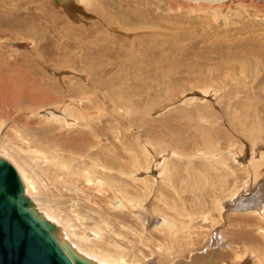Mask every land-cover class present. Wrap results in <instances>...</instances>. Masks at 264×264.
<instances>
[{
  "label": "rangeland",
  "instance_id": "1",
  "mask_svg": "<svg viewBox=\"0 0 264 264\" xmlns=\"http://www.w3.org/2000/svg\"><path fill=\"white\" fill-rule=\"evenodd\" d=\"M76 1V9L66 15L50 0H0V123H6L0 130V143H14L13 148L19 150L25 148L27 139L65 167H79L83 174L92 173L103 181L112 177L114 186L130 192L135 189L144 209L155 211L160 221L172 217L173 238L184 231L191 239L180 238L176 243L162 238L151 226L143 233L127 211L110 207L109 197H117V192V196L114 191L97 193L93 189L97 184L92 182L72 185L85 191L80 190V200L81 192H75L76 206L91 205L105 214L111 233L116 234L114 240L122 248H135L136 254L142 251V257L154 251L151 264H219L221 257L229 259L231 254L210 244L212 234L215 243L222 240L218 232L229 251L252 248L254 257L249 264H257L253 260L258 259V264H264V209L258 215L237 211L228 200L233 191L244 187L253 202H264L263 170L259 171L263 176L251 179L231 157L242 152L247 159L253 141L264 148V20L243 21L239 12L244 7L222 9L217 18L213 10L198 16L195 12L192 16L167 13L166 0H159L161 4L153 0H88L87 7ZM99 19L115 30L110 31ZM170 25L173 27L167 31ZM5 42L14 43L11 51ZM234 46L235 50H229ZM242 47L260 52L261 58L251 55L243 59L248 69L233 57H240ZM148 53L161 58L152 57L157 59L154 63ZM25 68L32 80L18 82L16 73H24ZM33 81L46 92L35 99L37 91L29 89ZM180 92L185 93L182 102L175 99ZM193 94L203 96L200 107L195 105L198 101H188ZM76 101L79 110L68 104ZM65 105L76 112L78 126L71 120L54 122L47 115ZM186 111L190 117L184 115ZM15 126L18 130L10 129ZM12 131L18 132L23 144L14 140ZM160 171L156 182L149 179ZM124 172L126 176L121 177ZM129 172H133L131 176ZM137 176L145 179L138 181ZM44 177H38V183L47 185L50 181ZM50 186L47 195L39 198L49 208L53 203L44 198L61 199ZM85 193L89 199L82 203ZM196 219V227L202 226V230L195 229L192 221ZM183 221L186 229L182 230ZM160 245L168 251L159 257L156 249Z\"/></svg>",
  "mask_w": 264,
  "mask_h": 264
},
{
  "label": "bare ground",
  "instance_id": "2",
  "mask_svg": "<svg viewBox=\"0 0 264 264\" xmlns=\"http://www.w3.org/2000/svg\"><path fill=\"white\" fill-rule=\"evenodd\" d=\"M50 1L53 2L56 6H58V8L61 7L62 9L61 8L60 9L64 13H66V15H71L73 13V9H76V7H77L74 4V1H76V0H60V1H58V0H50ZM153 1L161 4V2H159V0H153ZM166 1H167V3H166L167 13H170V12H183L184 14H188L189 16H192L194 14V12H195L196 16H198L199 13H201L203 11L207 12V14H208L209 11L213 10V14L215 15V17L219 18V15H220L222 9L227 11L231 7L234 10H235V8L238 9V7H240L241 9L244 7V10L239 12V15H240L239 17L243 21L251 24V23H255V22H252L250 20L253 19V18L255 19L256 17H260L261 20H264V0H166ZM78 2L83 4L84 7H87V3L89 1L88 0H78ZM76 5H78V4H76ZM76 14H77V12H76ZM227 16H229V15H227ZM244 18L250 19V20H244ZM99 20L103 23V25L105 27H108L110 29V31H114L115 30L114 27H112L111 24H107L103 19H99ZM212 26H213V24H212ZM169 27H173V26H171V25L170 26H166L165 29H167V31H170L171 29ZM162 33L163 32H161V33L157 32L156 34L157 35H161ZM156 34H155V36H156ZM125 36L131 37V35H129V34H125ZM252 43H253V41H252ZM5 44L10 48V49L7 48V49H9V51H11L13 49V47H14V43L13 42H5ZM250 45L252 46V44H250ZM158 46H159V44H158ZM245 47H242L240 49V51H242L241 54H240V57H238L236 54L233 57H234L235 61H237V62L242 64L244 69H248L247 67H249V64H245L244 65L243 59L244 58L249 59L251 55H254V56L258 57V58H261V56L259 54L260 53L259 50H258L259 53H257V52H255L256 50H253V49L251 50L250 47H248V48H245ZM17 48H19V47H17ZM231 48L235 50L236 46L230 47L229 50H231ZM25 49H27V47H25ZM23 50H20V51L21 52H25ZM152 50H150V51H152ZM237 50H238V48H237ZM156 51H158V49ZM153 52H155V51H153ZM263 52L264 51L262 50V54H263ZM243 53L246 56H244ZM147 55H149V53ZM151 55H152V52H151ZM153 55H154V53H153ZM156 55L159 58V55L158 54H156ZM156 55H154L152 57H155ZM152 57L150 56L151 59H153ZM155 58H157V57H155ZM157 59H156V61H155V59H153L155 61L154 63L157 62ZM169 59H168V61H170ZM227 59H228V57H227ZM139 60L140 59L137 58V62ZM228 60H233V59H231L229 57ZM146 61H148V60H145L144 62H146ZM149 62H151V60ZM171 65H170V67H172ZM149 66H151V65H149ZM163 66H164V63H163ZM163 66L161 65V67H163ZM153 67H154V64H153ZM214 67H216V66H214ZM219 67H221V64L219 65ZM156 68H158V67L156 66L155 69ZM224 68L225 67H223L222 69L224 70ZM168 69L169 68H167V70ZM161 70H163V68ZM23 71H24V73L20 72V70L16 73L17 74L16 75L17 81L18 82L19 81L20 82H28V81H30V79L32 80V78L28 75L29 69L25 68V70H23ZM158 71H156V72H158ZM30 73L32 75L36 76V73H33V72H30ZM157 75H160V74L158 73ZM33 85L34 86H29V89H32L33 91H37L36 92L37 94L35 92H34L35 95H33L34 93L32 94L34 96V99H35V97H38L40 95L43 96L46 93L41 88L42 86L37 84L35 81H33ZM193 91H195V90H193ZM27 93H28V95L29 94L31 95L30 91H27ZM193 93H195V92H193ZM203 93L204 94L210 93V91L209 92L208 91H205V92L203 91L202 94ZM184 94L185 93H181V94L177 95V97L175 99L178 102L184 101L183 100L184 99ZM28 95H26V96L29 97L30 95L29 96ZM46 97L51 102H55L53 97L45 96L44 98H46ZM202 97H200L197 94H193L190 98H187V99H188V101H190L192 103H195V101H198V102H196L197 104H195V105L197 107H200L201 105L199 104V102H204V99L202 100ZM29 103H31V102L29 101ZM79 103L80 102L76 101V102H69L68 104L69 105L71 104L77 110H79L78 109L79 106H80ZM33 105H35V107H37L38 104L33 103ZM37 109H39V108H37ZM55 111H57V113H49V114L47 113V115H49V117L52 118V121H54V122L58 121L59 123L62 124L65 121L71 120L72 122H75V124L77 126L79 125V118H76V115H75L76 112L73 111L72 109H70L67 105H65L64 108L63 107H59ZM185 113L186 114H184V115L190 117V114L188 113V111H186ZM4 122H6V121L4 120ZM10 122H11V125H12L13 121L10 120ZM10 122H8V123H10ZM5 124L4 123L2 124V122L0 123V130L4 128L3 125H5ZM250 127H252V126H250ZM11 128H14V129L18 130L16 128V126L15 127H10V129ZM151 132L154 133V131H151ZM8 133H10V132H8ZM12 135L14 136V140L16 142H20V143L23 144L18 132L12 131ZM11 140L14 141L13 139H11ZM8 142H9V139H8ZM25 142H26L25 148L19 149V150L13 148L14 143H12V142H11L12 144H10V146H5L4 142L0 143V156H2L1 159L6 160V161H8L9 163H11L13 165V167L15 168V170H16V172H17L18 176L20 177V180H21V182L23 184L25 195L31 200V202L34 205V208L41 215H43L47 220H49L52 224H54L56 226L57 235H58L59 239L61 241L66 242L67 244H69L82 257L90 259L91 261L95 262L96 264H146L147 260H148V264H151V262H152L151 260H153V258H155L154 254H153L154 251L150 254L149 257H146L147 254L146 255L144 254L145 256L142 257L141 256V255H143L142 251H141L142 253L139 252V253L136 254L134 252V251H136L135 248H133L134 251L132 250V248L131 249L122 248L121 244H118L119 242L118 243L115 242V240H116L115 238L116 237H114V236L116 234H114V236H113L114 232L111 233V229H109V227H108L111 224H108L107 219L104 216L105 214L103 215L99 210H95V208L93 206H91V205L82 204L80 207L76 206L77 204H75V199L74 198H75V195L77 193L75 194V192L77 190H79V191L81 190L82 192H85V191L82 190L81 186L80 187L79 186L75 187L76 184L74 186H72L74 183H77V181H81V183H84V184L85 183L88 184L90 182H92L93 184L96 183L97 185H95V187L93 189L97 193H105L107 191V193L109 194V191H114L113 193L116 195L115 192H117L118 193L117 194L118 196L116 195L117 197H114L113 195H112L113 197H109V199H111L110 202H109L110 207L112 209L118 210V211H127L126 214H127L128 218H131L132 220H134L137 223V225L139 226V228L142 230L143 233H144V229H146L147 227L151 226L150 227L151 230L157 231L158 233L163 234L161 236L162 238H167L168 237V238H171L172 240H174V242L176 240H179L180 238L181 239H187V240L192 238L190 235H185L184 231H182L183 232L182 236L180 235V237L178 239H174L173 238V236H174L173 235L174 234L173 233V229H174L175 225H174V220L172 219V217L161 218V221H160V217L154 216V215H156L155 211L152 210V212H150L151 210L149 211V210L144 209L142 201L140 200L139 196H137V194H135L136 193L135 189L133 190V192H130V191H127V189H125L124 187L114 186L112 177H109L108 180L103 181L100 178L94 177L92 173L83 174L79 167H65L60 160L57 159V160L53 161L52 158L49 155H47V153H45L42 149H40L36 145H33L27 139H25ZM40 142H42V141H40ZM143 143L146 144L147 141H143ZM252 143H253V145H252V148H251V150L249 152V156H248L247 159H244L245 157L242 156V152H237L236 155H234V154L231 155L232 160L236 162V163L233 162V164H235L237 166H240V167H244L245 168L244 171L249 173L251 179H252V176H255L254 178H258L259 176H263L259 172L260 169H262L263 173H264V166H263L264 165V159H263L264 156L262 155V154H264V151H262L263 147L261 148L260 147L261 145H256L255 141H253ZM60 151L61 150H59V152ZM14 156L18 157L19 159H23L22 164L18 163L14 159ZM60 158H61V160L65 161V159L63 157H60ZM25 163L28 164V165H26ZM43 163L45 165H43ZM220 165H221V163H219L218 166H220ZM252 165H254V166L259 165V168H253V167H251ZM50 167H51V169L48 170ZM61 172L65 173V174H61ZM132 173L133 172H129L128 174L131 176ZM162 173L163 172L160 171V172L157 173V175L154 174L153 177H149V179H151L152 181L156 182V180H158L161 177ZM41 175L43 177L45 176L44 177L45 181L46 180L50 181L49 183H47V185H45V183L44 184L43 183H38V177H40ZM124 176H126L125 172H124V174L121 177H124ZM254 178H253V180H254ZM136 179L138 181H143L145 178L144 179L143 178L140 179L139 176H137ZM43 181L44 180H42V182ZM42 184H43V186H42ZM197 184H199V183H197ZM49 185H51L52 187L53 186L55 187V190H54L55 193L58 190V193H56V195L58 194V197L61 196V199H59V200L55 196L57 199L56 200L53 199V201L49 200L51 196L50 197H46V198H44L45 196L43 197L46 202L53 203V204H51L52 207H50V208L48 207V205H45V203L40 200L41 199L40 196L47 195L46 194V192H47L46 187L49 186ZM248 185H249V182H248ZM257 185H259V184H257ZM257 185H256V187H257ZM86 188H89V187L86 186ZM243 190H244V187L243 188L242 187L241 188L238 187L235 191H233L228 196V200H232L233 201V202L231 201L233 205L230 206V208H232L234 206V208H233L234 210H237V211L243 210L245 212H250V214H254L255 213V214L258 215L260 213V211L262 210V208L264 209V202H262L263 206H262V204L260 205L257 201L253 202L255 200H253L252 196L249 195V197H247V195H246L248 190L247 191L245 190V192H243ZM79 191H78V193H79ZM87 191L88 190L86 189V192ZM93 191H89V192H93ZM82 192L78 194L79 195V198H78L79 200H80V194H82ZM52 193H53V191H52ZM249 193H252V191H250ZM85 194H87V193H85ZM88 195L89 194H87V196H83L82 195L83 198L81 199V201L84 200V199H87ZM102 195H104V194H102ZM245 195H246V197H245ZM260 195H262V194H260ZM104 198H106V197H104ZM258 198H260V197H258ZM248 199H250V201ZM100 201H101V199H100ZM237 201H239V202H237ZM76 202H77V200H76ZM82 203H83V201H82ZM224 208L227 211L229 210V208H226V207H224ZM221 215H222V211H221ZM153 218H155V219H153ZM202 218H203L202 220L206 219L205 217H202ZM108 220L110 221V219H108ZM157 220H159V222H157ZM186 221H183L181 223L182 230L186 229ZM192 222H193V224L195 223L194 227H196L199 224V220L198 219H196V220H194ZM109 223H112V222L110 221ZM196 223H197V225H196ZM204 223H206V222H204ZM181 226H180V228H181ZM187 229H189V228H187ZM195 229L199 231V230H202L203 227L202 226L201 227H196ZM178 231H180V230H178ZM104 232H106L107 234H104ZM142 232H140V233L143 234ZM116 233H117V231H116ZM215 233H216V231H215ZM191 234H193V233H191ZM219 235H220L222 240L217 242V243H215L213 241V234H212L211 241H210L211 243L210 244L212 245V247L214 246V244H216L217 247H215V248L221 247V249L222 248L223 249H227L226 252L231 254L230 255L231 257L229 259L226 258L225 256L221 257V259L219 260V264H249V261L250 262L252 261V258L254 257L253 250H251L252 248L248 249L247 247L242 246L239 249L240 252H238L237 247H235V251L231 252V251L228 250L229 246L223 245V238H222V235H221L220 232L217 233V236H219ZM118 236H119V234H118ZM146 240H148V239L146 238ZM137 242H139V241H137ZM178 242L180 243V241H178ZM178 242L176 241V243H178ZM139 243H137V246H138ZM141 244H143V242ZM157 245H159V244H157ZM124 246H126V245H124ZM160 246L161 247H159V248H157V246H156V248H157L156 250L158 251L157 254H158L159 257L161 255L167 254V251H168V249H165L164 247H162V245H160ZM238 253L240 254L241 257L239 256ZM223 254H226V253H223ZM227 256H228V254H227ZM249 259H251V260H249ZM259 260L260 259H258L256 261L253 260V262L254 263L257 262V264H258Z\"/></svg>",
  "mask_w": 264,
  "mask_h": 264
},
{
  "label": "water",
  "instance_id": "3",
  "mask_svg": "<svg viewBox=\"0 0 264 264\" xmlns=\"http://www.w3.org/2000/svg\"><path fill=\"white\" fill-rule=\"evenodd\" d=\"M0 264H96L59 239L56 226L34 208L16 170L3 159H0Z\"/></svg>",
  "mask_w": 264,
  "mask_h": 264
}]
</instances>
